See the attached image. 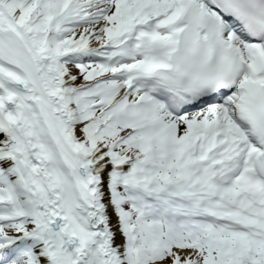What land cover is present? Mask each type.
Returning <instances> with one entry per match:
<instances>
[{
  "label": "snow or ice",
  "instance_id": "6c2138e0",
  "mask_svg": "<svg viewBox=\"0 0 264 264\" xmlns=\"http://www.w3.org/2000/svg\"><path fill=\"white\" fill-rule=\"evenodd\" d=\"M0 264H264V0H0Z\"/></svg>",
  "mask_w": 264,
  "mask_h": 264
}]
</instances>
